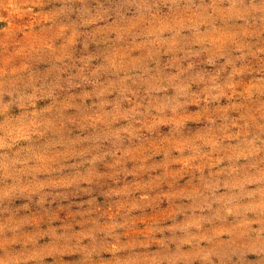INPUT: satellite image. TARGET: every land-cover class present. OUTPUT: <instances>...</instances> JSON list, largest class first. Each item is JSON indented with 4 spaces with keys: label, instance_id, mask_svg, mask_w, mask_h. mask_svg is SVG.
Instances as JSON below:
<instances>
[{
    "label": "rangeland",
    "instance_id": "1",
    "mask_svg": "<svg viewBox=\"0 0 264 264\" xmlns=\"http://www.w3.org/2000/svg\"><path fill=\"white\" fill-rule=\"evenodd\" d=\"M0 264H264V0H0Z\"/></svg>",
    "mask_w": 264,
    "mask_h": 264
}]
</instances>
